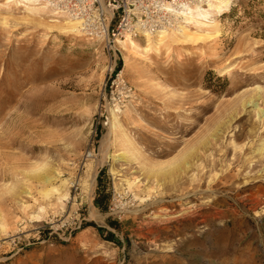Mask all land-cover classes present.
<instances>
[{
    "label": "rangeland",
    "instance_id": "obj_1",
    "mask_svg": "<svg viewBox=\"0 0 264 264\" xmlns=\"http://www.w3.org/2000/svg\"><path fill=\"white\" fill-rule=\"evenodd\" d=\"M227 1L207 34L188 27L196 40L144 52L141 33L125 34L139 49L123 50L115 45L123 36L91 41L0 0V264H264V198L257 207L242 202L235 213L229 201L224 216L190 227L182 221L177 232L170 225L152 243L154 235L144 238L133 222L139 204L124 182L133 176L142 185L144 159L174 161L225 124L216 144L222 153H205L218 160L229 151L211 175L229 166L232 181L247 175L250 160H262L251 175L254 191L264 189V155L256 151L264 119L262 126L251 108H241L258 95L264 114V0ZM112 114L140 156L115 140ZM232 142L242 150L233 151ZM114 155L124 158L115 162ZM63 182L73 184L60 201Z\"/></svg>",
    "mask_w": 264,
    "mask_h": 264
},
{
    "label": "bare ground",
    "instance_id": "obj_2",
    "mask_svg": "<svg viewBox=\"0 0 264 264\" xmlns=\"http://www.w3.org/2000/svg\"><path fill=\"white\" fill-rule=\"evenodd\" d=\"M8 5L22 6L27 11L37 14L38 16L54 18L50 20L54 23L53 28L75 36H84L85 39L94 41L93 36L87 34V31L82 30L80 22L75 19L66 18L60 9L48 7L46 4L39 3L40 0H5ZM168 2L163 4L169 11L159 19L161 26L152 33L143 31L141 35L145 38V46L142 48L144 52H147L151 47L158 49L160 45L165 43H175L178 41L196 40L188 27H194L195 31L199 34H207L214 26V17L220 16L227 10V0H167ZM182 15V17H181ZM179 20V21H178ZM182 24V25H181ZM172 31V32H169ZM89 40V41H90ZM93 43V42H92ZM115 45L120 49L126 50V46L132 49H139L138 44L129 36L123 35L118 37L115 41ZM125 61V59H124ZM256 91H260V88H256ZM261 99L258 95L256 98L248 97L241 102V108H251L254 114V119L263 126V109L258 106V101ZM9 103L16 100H8ZM206 110V109H204ZM119 117L116 114H112V131L113 136L117 142L122 145H126V148L132 155L140 156V151L136 147L133 139L126 132H122L121 125L119 123ZM226 129L225 124H219L211 133L205 134L200 137L195 143L189 145L188 149L183 155L177 157L176 160L161 163L155 162L150 159H144L142 165L141 161L137 160L139 165L142 166L144 182L140 185V180L136 181L138 177L125 179V185L131 191V195L139 204V208L132 209L133 222H138L139 228L145 230L143 235L146 238L149 235H154L151 239L152 243L160 241V233L167 234L170 231V225H173L172 229L177 232L178 226H185L182 221H188V225H193L192 220H196L195 226L203 224L211 217L224 216L221 208L229 204V201L236 202L235 212H240L239 208H244L242 202H247L257 207L264 198V189H256L254 191L253 184L258 181L251 173L262 163V160H257L248 163V166L243 171L247 170V175H237V179L232 180L234 177L231 174V168L227 166L225 170H221L220 174L211 175L216 166H221L223 159L227 156L229 151H224L223 156L216 160L214 157L205 155L206 151L211 148L213 151L222 153L220 147L216 146L218 140L222 138V134ZM264 131V130H263ZM219 144V143H218ZM232 150H242V147H237L233 142L231 143ZM210 146V147H209ZM258 155H264V139L261 141L260 146L257 148ZM222 155V154H221ZM231 159V164L237 163L239 160V154L234 153ZM220 156V155H219ZM87 157H92L91 153H88ZM113 160L118 162L124 157H116L114 155ZM136 159V158H135ZM121 169L118 170L120 172ZM264 169L261 170V173ZM131 173H135L134 171ZM175 173L178 174L175 180H172L170 176ZM132 175V174H130ZM262 176V175H261ZM59 177V174H55L54 177H45V182H52ZM95 174L91 177L93 182ZM249 178V180H248ZM243 180L242 184L235 186V181ZM75 184H79V178L74 181ZM264 183V182H263ZM73 183L61 184L60 192L58 194V200H66L69 192L70 185ZM56 189V188H55ZM222 189V195H219L211 203L195 204L197 199L203 197L207 193H215ZM254 191V192H253ZM57 192H59L57 190ZM249 192L239 197L241 193ZM228 194H231V198H228ZM135 202V203H136ZM117 209L120 211H127L128 207L125 204L119 203ZM228 211V210H227ZM224 210V212H227ZM233 212V211H232ZM92 216V214H91ZM198 223V224H197ZM190 227V226H188ZM165 240V239H163ZM155 264V262L149 263Z\"/></svg>",
    "mask_w": 264,
    "mask_h": 264
},
{
    "label": "built area",
    "instance_id": "obj_3",
    "mask_svg": "<svg viewBox=\"0 0 264 264\" xmlns=\"http://www.w3.org/2000/svg\"><path fill=\"white\" fill-rule=\"evenodd\" d=\"M167 0H40L39 3L60 9L66 18L80 22L87 34L110 40L117 35L152 33L159 19L169 11ZM43 4V5H44ZM118 77L111 85H117Z\"/></svg>",
    "mask_w": 264,
    "mask_h": 264
},
{
    "label": "trees",
    "instance_id": "obj_4",
    "mask_svg": "<svg viewBox=\"0 0 264 264\" xmlns=\"http://www.w3.org/2000/svg\"><path fill=\"white\" fill-rule=\"evenodd\" d=\"M100 179V177H98ZM94 205L98 208H101V203H100V200L97 196V198L94 200Z\"/></svg>",
    "mask_w": 264,
    "mask_h": 264
}]
</instances>
